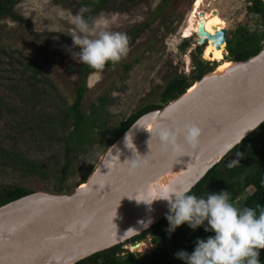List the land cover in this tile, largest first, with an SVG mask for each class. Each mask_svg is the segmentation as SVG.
Instances as JSON below:
<instances>
[{
  "label": "rangeland",
  "instance_id": "1",
  "mask_svg": "<svg viewBox=\"0 0 264 264\" xmlns=\"http://www.w3.org/2000/svg\"><path fill=\"white\" fill-rule=\"evenodd\" d=\"M91 1L16 0L17 18H0V146L42 162L47 170L45 177L28 173L0 157V190L4 185H18L32 191L73 193L105 154L112 129L142 107L160 104L161 93L170 81L185 78L192 85L198 80L201 65L195 61L197 35L185 36L196 0H109L95 11ZM203 1V13L217 11L225 21L228 38L242 26L264 30L262 17L249 12L250 0ZM81 9L85 16L103 17L109 30L127 34L129 52L102 71L83 75L86 87L82 111L86 115L99 97H106V108L98 115L102 130L76 152H67L73 126L63 131L49 123L50 115L58 113L63 104L74 103L82 80V64L69 53L70 48L78 51L72 48L71 35L78 34L73 16ZM185 40L190 44L182 49ZM204 55L205 49L204 73L208 67L219 66L218 60ZM225 58L232 60L226 45ZM30 63L42 70L39 82L26 68ZM43 78L49 84L43 83ZM235 156L229 153L226 159ZM66 161L69 166L61 187L59 171ZM240 201L241 197L235 204ZM131 245L128 241L122 248L145 255L163 243L154 242L150 234L139 247Z\"/></svg>",
  "mask_w": 264,
  "mask_h": 264
},
{
  "label": "water",
  "instance_id": "2",
  "mask_svg": "<svg viewBox=\"0 0 264 264\" xmlns=\"http://www.w3.org/2000/svg\"><path fill=\"white\" fill-rule=\"evenodd\" d=\"M196 35L200 45H227L228 30L211 34L205 19ZM168 118L195 123L203 132L200 147L187 149L179 163L149 132ZM263 123L264 45L246 60L204 73L176 99L140 116L73 193L33 191L1 205L0 264H76L125 243L166 218L168 202L154 200L158 185L173 180L192 191ZM137 153L148 155L149 167L129 176L124 162Z\"/></svg>",
  "mask_w": 264,
  "mask_h": 264
},
{
  "label": "trees",
  "instance_id": "3",
  "mask_svg": "<svg viewBox=\"0 0 264 264\" xmlns=\"http://www.w3.org/2000/svg\"><path fill=\"white\" fill-rule=\"evenodd\" d=\"M109 0H94L90 4L93 10H97ZM136 2L138 0H130ZM166 1V0H165ZM16 0H0V18L3 16H11L17 18L14 12V4ZM250 14L261 16L264 23V3L262 0H251V5L248 7ZM190 44L189 40H185L181 45L182 49H186ZM264 45V30H252L248 26L238 28L233 37L227 39V51L229 58L232 60H246L258 54ZM201 49L198 50L195 61L199 68L197 78L200 79L206 69V65L199 58ZM112 63L106 64L105 68L111 66ZM27 70L32 71V78L39 82L38 76L42 74V70L36 63H30ZM208 71L213 70L212 67L207 68ZM90 71H96L89 68L87 65L80 66L81 82L79 83L76 98L73 104H63L58 113L50 115V125H56L63 131H67L68 126H73L69 132L67 152H76V149L84 145L88 140L97 138L102 130L99 125L98 115L106 108V97L101 96L98 101L92 106L91 112L86 115L82 111V103L84 99L86 82L83 75ZM42 82L49 84L48 79L43 78ZM190 83L185 78H176L170 81L163 92L161 93L160 104H149L130 117L120 123V125L111 131L109 138V146L119 139L132 124L143 114L163 107L168 102L176 99L187 88ZM44 117H49L43 114ZM99 125V130L96 127ZM69 131V130H68ZM69 144V143H68ZM237 152L242 154L239 158V164L229 168L230 160L224 159L217 166L211 169L203 180L191 191L197 196L206 195L209 192H219L221 190L228 191L231 201L235 204L241 197V201L237 207H251L256 205L264 207V123L258 127L250 136L244 139L241 144L237 145L231 152V155H236ZM0 157L2 160L13 167L24 170L28 173L39 174L45 177L47 170L45 165L27 156L5 147L0 146ZM234 159H238L237 155ZM69 162L66 161L60 169L59 182L62 187L66 180ZM86 174L82 182H85L90 173ZM248 179V180H247ZM252 187V189H248ZM25 187L18 185H4L0 190V206L20 197L32 193ZM168 221L164 218L158 224L154 225L147 231L135 236L131 239L132 242L146 239L148 235H153V241L163 243L161 248L155 249L145 255H138L135 252L123 255L122 244L116 245L108 250L98 252L88 258L79 261L76 264H183V261L175 258V253L180 250H185L191 253L195 246L197 238H206L212 235L210 232H205L203 227L196 230L190 229L186 224L178 227L175 232H168ZM260 264H264V249L260 250Z\"/></svg>",
  "mask_w": 264,
  "mask_h": 264
},
{
  "label": "clouds",
  "instance_id": "4",
  "mask_svg": "<svg viewBox=\"0 0 264 264\" xmlns=\"http://www.w3.org/2000/svg\"><path fill=\"white\" fill-rule=\"evenodd\" d=\"M84 11L81 9L73 16L78 34L71 35L72 48L78 51L70 48L69 53L78 63L102 71L106 64L118 63L127 56L129 37L109 30L103 17L85 16ZM168 119L170 123L158 122L149 132L151 139L154 137L163 151L179 163L178 157L189 156L187 149L195 151L200 147L203 132L195 123ZM236 155L238 159L228 162L229 168L239 164L242 154ZM147 156L137 153L134 159L124 162L129 176L135 177L149 167ZM156 191L154 200L168 202L166 220L170 234L185 224L192 230L203 227L205 232L212 233L206 238H197L191 253L185 250L175 253V258L183 264H260V250L264 249V207L259 204L254 208L237 207L225 190L197 196L191 193V186H179L173 180L158 185ZM144 241H131V247ZM123 250L125 256L133 252Z\"/></svg>",
  "mask_w": 264,
  "mask_h": 264
},
{
  "label": "bare ground",
  "instance_id": "5",
  "mask_svg": "<svg viewBox=\"0 0 264 264\" xmlns=\"http://www.w3.org/2000/svg\"><path fill=\"white\" fill-rule=\"evenodd\" d=\"M203 0H196L194 3L193 13L189 20V26L186 30L185 36L193 35L197 31V25L202 20L205 19V28L211 34H215L216 30L225 28V21L220 17L217 11H208L204 12L205 16L202 17L201 6ZM204 5V4H203ZM216 13V14H215ZM191 14V13H190ZM187 27V26H186ZM206 46V45H205ZM209 59L218 60L220 62L218 70L222 71L223 69L231 65V61L226 60L225 58V45H222L221 48H217L212 41H209L205 48V55ZM139 247V246H138ZM144 247V246H143Z\"/></svg>",
  "mask_w": 264,
  "mask_h": 264
},
{
  "label": "flooded vegetation",
  "instance_id": "6",
  "mask_svg": "<svg viewBox=\"0 0 264 264\" xmlns=\"http://www.w3.org/2000/svg\"><path fill=\"white\" fill-rule=\"evenodd\" d=\"M250 5H251V0H250ZM196 34V33H195ZM197 44H196V47H195V50H196V54H197V52H198V50L199 49H201V55H199V58L203 61V63L204 64H206V59L202 56V54H203V52H204V49L206 48V46H207V44H206V46L205 45H200L199 43H198V40H197V42H196ZM211 60V59H210ZM213 61V60H212ZM229 61H231V60H229ZM227 157H229V155L227 156ZM226 157V158H227ZM225 158V159H226Z\"/></svg>",
  "mask_w": 264,
  "mask_h": 264
}]
</instances>
